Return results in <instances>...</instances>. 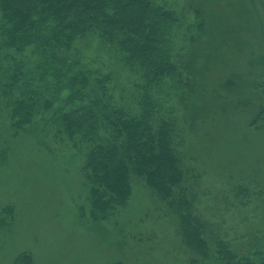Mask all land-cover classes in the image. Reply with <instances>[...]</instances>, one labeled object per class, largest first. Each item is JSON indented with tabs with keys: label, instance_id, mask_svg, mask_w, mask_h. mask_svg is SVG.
<instances>
[{
	"label": "rangeland",
	"instance_id": "rangeland-1",
	"mask_svg": "<svg viewBox=\"0 0 264 264\" xmlns=\"http://www.w3.org/2000/svg\"><path fill=\"white\" fill-rule=\"evenodd\" d=\"M163 4L178 17L174 52L189 81L163 93H171L164 97L194 174L189 194L216 234L257 250L264 247V0ZM81 47L115 73L116 97L133 103L139 78L99 40ZM6 110L0 95V211L13 208L0 220V264L22 255L24 264H182L191 255L178 218L137 175L127 205L94 220L82 172L86 144L73 147L45 120L16 132Z\"/></svg>",
	"mask_w": 264,
	"mask_h": 264
},
{
	"label": "trees",
	"instance_id": "trees-1",
	"mask_svg": "<svg viewBox=\"0 0 264 264\" xmlns=\"http://www.w3.org/2000/svg\"><path fill=\"white\" fill-rule=\"evenodd\" d=\"M163 1L0 0V95L7 116L16 132L45 120L73 147L86 144L82 172L94 220L127 205L137 175L178 218L191 252L182 264H264V247L243 251L216 234L189 194L194 174L184 163L175 108L164 97L171 93L163 95L164 88L189 81L174 52L178 17ZM88 39L99 40L139 78L133 103L114 94L107 63L103 71L87 59L81 46ZM4 208L0 220L13 212Z\"/></svg>",
	"mask_w": 264,
	"mask_h": 264
}]
</instances>
